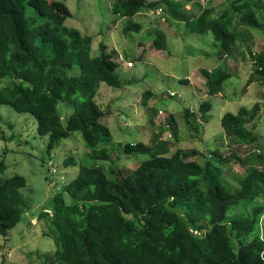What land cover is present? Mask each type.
I'll return each instance as SVG.
<instances>
[{"label": "trees", "instance_id": "16d2710c", "mask_svg": "<svg viewBox=\"0 0 264 264\" xmlns=\"http://www.w3.org/2000/svg\"><path fill=\"white\" fill-rule=\"evenodd\" d=\"M226 1L221 9H203L197 0H119L113 10L118 19H128V31L140 33L143 25L131 20L161 8L178 25L184 22L190 33L213 34L224 53L222 60L235 54L247 61L239 45L245 40L239 27L264 29V0ZM187 4L195 5L197 16L179 13ZM71 17L65 0H0V104L36 118L38 134L49 138V155L74 133L91 150L77 176L54 193L51 210L40 212L55 242L57 263L264 264V204L255 203L260 194L264 196V152L255 155L252 166L236 159L245 171L235 178L234 189L225 182L222 168L230 159L217 152L201 165L182 150L169 156L168 144L154 145L159 135L151 146H125L127 154L149 156L128 175L110 178L97 165L109 161L107 147L118 144L102 121L104 111L96 97L102 83L117 89L123 83L112 52L102 45L101 55L92 56L93 38L67 27ZM152 40L155 50H167L164 31L154 29ZM246 47L258 76L251 75V80L258 81L264 78V50L253 52L250 45ZM203 75L209 96L219 94L232 76L221 67ZM147 94L152 96L150 91ZM260 106L256 103L251 109L243 107L237 114L223 116L228 147L247 140L243 129L258 117ZM200 109L207 123L211 103L204 102ZM192 114L186 111L187 118ZM200 123H191L196 132ZM65 163L77 165L74 159ZM7 168L5 159H0V237L20 224L31 209V201L22 193L26 178H4ZM236 206L251 209L247 215L230 218Z\"/></svg>", "mask_w": 264, "mask_h": 264}, {"label": "rangeland", "instance_id": "374dc122", "mask_svg": "<svg viewBox=\"0 0 264 264\" xmlns=\"http://www.w3.org/2000/svg\"><path fill=\"white\" fill-rule=\"evenodd\" d=\"M118 1L65 0L72 14L65 25L93 38L91 55L100 56L104 45L112 52L113 61L122 63L117 73L123 87L111 88L102 83L96 97L104 111L102 121L109 127L113 142L118 144L107 147L109 161L98 162L97 165L110 178L128 175L149 156L127 154L125 146L130 143L151 146L159 135L154 145L168 144L169 156L182 150L192 155L189 160H198L201 165L213 160L217 152L230 159L231 162L222 168L225 182L234 189L237 186L235 178L245 171L236 159L247 161L252 166L255 155L264 152V78L251 80L253 74L255 78L258 76L246 47L250 45L253 52L264 50V29L256 31L239 27L245 39L239 45L248 60L243 61L235 54L222 60L224 53L213 34L190 33L184 22L178 25L165 12L150 11L136 15L131 21L143 25V29L140 33L128 31V19H118L114 13L113 8ZM197 1L203 9H221L227 2ZM174 2L184 3L185 0ZM29 11L38 16L32 8H28ZM197 11L191 4L179 13L193 18L198 15ZM156 28L167 34V50L153 48L152 32ZM220 67L223 70L227 68L232 76L223 83L219 94L209 96L208 80L203 71L213 72ZM186 80L189 83L183 82ZM146 91H150L152 96L145 95ZM207 101L212 109L207 116L208 122L203 123L200 108ZM256 103L261 105L258 117L243 129L247 140L228 147L221 119L227 113L237 114L243 107L251 109ZM68 110L71 112L73 107ZM187 110L193 113L190 118L186 117ZM67 117L63 116L64 121ZM194 121L202 122L198 132L191 126ZM255 136L256 140L251 141ZM48 141V137L38 134L35 117L0 104V159H5L8 166L4 178L25 177L28 185L22 193L31 201V209L22 222L6 236L0 237V264H58L55 242L47 220L40 216V212L51 210L54 193L62 191L68 179L71 181L77 176L79 165L87 162L91 150L85 146L79 133L62 141L51 155L47 153ZM195 150L198 154L193 155ZM67 159H74L77 165L67 166ZM259 169L262 170L261 167ZM255 201L264 204V196L260 194ZM250 209L236 206L229 216L247 215ZM261 228L264 235V216Z\"/></svg>", "mask_w": 264, "mask_h": 264}, {"label": "clouds", "instance_id": "9594fccd", "mask_svg": "<svg viewBox=\"0 0 264 264\" xmlns=\"http://www.w3.org/2000/svg\"><path fill=\"white\" fill-rule=\"evenodd\" d=\"M156 1H158V0H156ZM173 3H175L174 2V0H171ZM187 5H189V4H187ZM187 5L185 6V8L187 7ZM157 11H159L160 13L159 14H161L162 13V10H161V8L159 9V10H157ZM153 12H155V11H153ZM120 58V55L118 56V59ZM118 64H122L120 61H119V63ZM170 95H174L173 94V92H170ZM175 96V95H174Z\"/></svg>", "mask_w": 264, "mask_h": 264}]
</instances>
